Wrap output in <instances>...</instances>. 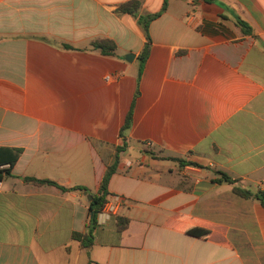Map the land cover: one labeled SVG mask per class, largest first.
Returning <instances> with one entry per match:
<instances>
[{
	"label": "crops",
	"instance_id": "1",
	"mask_svg": "<svg viewBox=\"0 0 264 264\" xmlns=\"http://www.w3.org/2000/svg\"><path fill=\"white\" fill-rule=\"evenodd\" d=\"M127 1L0 0V148L22 150L0 181V264H264V206L235 193L264 192V0H168L149 39ZM131 111L122 205L84 248Z\"/></svg>",
	"mask_w": 264,
	"mask_h": 264
},
{
	"label": "trees",
	"instance_id": "2",
	"mask_svg": "<svg viewBox=\"0 0 264 264\" xmlns=\"http://www.w3.org/2000/svg\"><path fill=\"white\" fill-rule=\"evenodd\" d=\"M206 1H213V0H206ZM167 5H168V0H165L163 8L160 12L155 13V14H150L148 16H141L140 11L142 8V1L141 0H129L127 2L122 3L118 7V11L121 13H126V14L133 15L135 17H138L139 24L142 26V28L146 32V35L148 36L149 26H150L151 21L156 19L159 15H161V13L167 9ZM237 24L242 28L245 34L252 33L251 27L242 19L237 18ZM148 39H149V36H148ZM93 47L95 49H99L101 53L104 55H113L117 49V44L114 40H111L109 38H103V39L95 40L93 42ZM148 54H149V49L146 48L144 52L140 55V60L142 62H145ZM132 116L133 115L131 111L126 118V122L121 131V136L124 139V143L122 146L117 147V154L115 157V161L112 164L108 165L104 178L101 182L100 189L96 194H94L93 199L90 203L91 225L88 229V232L86 233L76 232L73 234L74 239L80 241L84 248H89L93 245L94 230L98 225V216L102 212L105 205L109 202V197H110L109 184H110V181L113 175L118 170V165L120 161V153L124 152L127 148L125 131H127L131 126ZM21 153H22V150L17 149V148H11V147L0 148V181H2L3 179L11 175L12 168L14 167L16 162L19 160ZM5 165H8V167H4ZM193 165H197V164H193ZM219 173L221 175V178L217 180L218 183H222V182L234 183V181L228 174L224 172H219ZM26 180L33 182L35 184H38V185H44V184L55 185L63 191H68L67 188L61 187L57 185L55 182L50 181V180H40L36 178H26ZM76 189L87 191L86 188H82V187H79ZM235 193L245 198H250L254 196L258 200H260L262 205L264 206V192L252 194L249 191H245L240 188H235ZM117 223H118V230L120 232H123L129 226V219L126 217L120 216L118 217ZM184 231H187L188 233H192L203 239L209 238L210 233H211L209 230L205 228H201V227L186 229Z\"/></svg>",
	"mask_w": 264,
	"mask_h": 264
},
{
	"label": "built area",
	"instance_id": "3",
	"mask_svg": "<svg viewBox=\"0 0 264 264\" xmlns=\"http://www.w3.org/2000/svg\"><path fill=\"white\" fill-rule=\"evenodd\" d=\"M122 205V197L112 195L109 197V202L105 205L102 212L98 216V225H105L109 220L118 215V211Z\"/></svg>",
	"mask_w": 264,
	"mask_h": 264
},
{
	"label": "water",
	"instance_id": "4",
	"mask_svg": "<svg viewBox=\"0 0 264 264\" xmlns=\"http://www.w3.org/2000/svg\"><path fill=\"white\" fill-rule=\"evenodd\" d=\"M134 57H135V55L134 54H129L128 56H127V60L128 61H132V59H134ZM87 193V192H86ZM93 199V196L92 195H90L89 196V200H92Z\"/></svg>",
	"mask_w": 264,
	"mask_h": 264
}]
</instances>
